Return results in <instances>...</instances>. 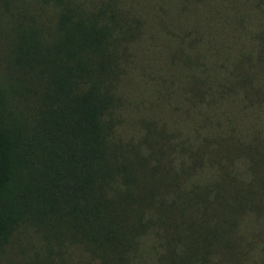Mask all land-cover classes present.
Instances as JSON below:
<instances>
[{
	"label": "rangeland",
	"instance_id": "1",
	"mask_svg": "<svg viewBox=\"0 0 264 264\" xmlns=\"http://www.w3.org/2000/svg\"><path fill=\"white\" fill-rule=\"evenodd\" d=\"M70 1L113 25L111 139L128 181L116 176L107 194H127L128 218L145 223L117 264H167L169 251L199 241L198 209L212 204L216 181L250 180V143L264 176V0ZM59 9L58 0H0L1 85L14 76L17 27L51 32ZM102 263L80 238L42 225L18 224L0 247V264ZM193 264H264L262 213L240 216L232 240Z\"/></svg>",
	"mask_w": 264,
	"mask_h": 264
},
{
	"label": "trees",
	"instance_id": "2",
	"mask_svg": "<svg viewBox=\"0 0 264 264\" xmlns=\"http://www.w3.org/2000/svg\"><path fill=\"white\" fill-rule=\"evenodd\" d=\"M58 4L51 32L17 27L14 76L0 84V247L18 224L42 225L80 238L103 262L117 264L133 250L145 223L128 218L122 204L127 194H107L116 176L128 181L111 139V14L84 13L70 0ZM255 146L247 145L249 182L229 174L216 181L212 204L198 209L199 241L189 242L181 255L169 251L167 264L204 263L213 244L232 240L240 216L264 217Z\"/></svg>",
	"mask_w": 264,
	"mask_h": 264
}]
</instances>
